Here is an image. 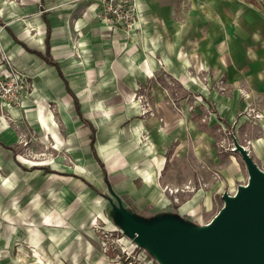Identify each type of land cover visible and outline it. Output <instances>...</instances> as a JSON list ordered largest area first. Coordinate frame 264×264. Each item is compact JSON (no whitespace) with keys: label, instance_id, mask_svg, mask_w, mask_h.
I'll return each mask as SVG.
<instances>
[{"label":"crops","instance_id":"obj_1","mask_svg":"<svg viewBox=\"0 0 264 264\" xmlns=\"http://www.w3.org/2000/svg\"><path fill=\"white\" fill-rule=\"evenodd\" d=\"M136 7V22L143 28L147 47L168 70L180 74L186 90L192 87L209 102L223 104L219 114L227 124L237 118L236 104L262 110L264 0H136ZM101 9V0H0V48L33 82V96L21 108L0 102V264L99 260L100 251L94 253V232L86 234L73 224L79 216L84 217L82 224L91 220V209L62 208L61 199L67 194L62 197L59 184L45 186L47 176L54 182L57 168L66 166L60 151L84 160H91L92 152L102 165L119 170V175L136 176L133 164L115 156L137 149L138 128L135 133L133 129L142 125L135 121L114 127L109 115H103L107 107L100 102L108 100L103 93L109 86V75H105L109 70L121 72L112 81L129 91L144 82L146 65L139 62L141 54L125 64L110 60L109 27ZM147 58L148 67L159 70L155 57ZM82 71L83 79L74 84L73 78ZM93 71L102 72L94 80L98 91L92 89ZM203 77L212 84L223 81L229 90L224 95L210 90ZM179 125L180 137L187 143L188 127ZM156 126L152 118L144 127L163 142L166 134ZM253 129L244 118L236 125L237 132ZM257 143L264 148V140ZM99 144L107 145L104 157ZM22 150L37 155L47 152L52 157L30 160ZM219 164L221 174L231 181L238 172L236 166H225L221 160ZM154 188L146 187L145 181L142 191ZM130 191L143 196L134 186Z\"/></svg>","mask_w":264,"mask_h":264},{"label":"rangeland","instance_id":"obj_2","mask_svg":"<svg viewBox=\"0 0 264 264\" xmlns=\"http://www.w3.org/2000/svg\"><path fill=\"white\" fill-rule=\"evenodd\" d=\"M11 1L20 2L5 0L7 3ZM101 10H104L103 5ZM102 11L101 14L104 13ZM108 14V20L104 22L109 27L107 39L111 50L110 60L118 59L121 64H125L132 62L134 55L138 58V54H141L139 62L146 65L144 82L138 83L134 90L129 91L118 84L114 85L112 81L118 77L120 71L103 72L109 75L110 80L103 93L108 94V100L100 102V105L107 107L103 115H109L114 127L117 124L135 121L142 125L133 129L135 133V129L138 128L135 133L137 149L128 152L127 156L122 152L116 153L115 156L116 159L125 157L133 164L136 176L132 177L125 173L119 175V170L106 163L102 165L92 152L88 156L91 160L81 158L83 162L80 163L81 159H75L67 151L62 150L59 157L66 166L57 168V174L53 177L54 182L47 176L45 186L51 188L52 185L59 184L62 197L67 194L66 198L61 199L62 208L68 210L76 206L91 209L93 213L91 220L82 224L80 219L84 220V217L79 216L73 223L75 228L79 230L82 228L86 234L89 231L94 232L92 238L95 245L94 253L98 254L100 251V256L99 260L91 264H158L112 223L109 216V198L113 199L110 186L123 199L125 206L135 213L157 216L167 210H176L192 224H207L223 206V194L225 192L234 194L238 185L245 184L248 180L247 167L241 155L234 151V136L247 147L254 161L264 170V148L257 143L264 140L261 130V124H264V106L262 110H256L252 105L236 104L237 118L234 123L227 124L219 114V108L223 104L212 100L209 102L192 87L186 90L180 83V74L168 70L165 62L152 48L147 47L142 37L143 28L136 27L137 22L129 19L120 23L115 20L113 13ZM136 28L138 29L135 35L139 34L140 37L133 35ZM148 55L155 57L159 70L154 71L148 67ZM83 72H77L72 80L74 84L78 83L77 80L83 79L81 76L84 75ZM101 73L91 72L94 91L99 90L98 83L94 80L100 78ZM204 80L206 81V78ZM212 83L208 78L205 82L206 87L222 95L229 90L223 81ZM152 118L157 120V130L166 134L163 142L144 127L145 125L147 127ZM242 118L255 129L237 132L236 125ZM181 123L188 127L187 143L179 134L178 128ZM19 153L21 150H18V156ZM25 154H28L26 157H30H25L26 159L36 161L52 157L51 153L37 155L33 150L24 151L23 156ZM220 160L225 166H236L234 170L238 172L234 173L231 181L221 174ZM26 162L29 164L30 161ZM149 172L152 175H147ZM145 181L146 187L154 185L156 188L142 191ZM133 186L142 191L143 196H135L130 191ZM86 196L91 200L85 202L83 198ZM55 264L83 263H70L66 258H62Z\"/></svg>","mask_w":264,"mask_h":264},{"label":"water","instance_id":"obj_3","mask_svg":"<svg viewBox=\"0 0 264 264\" xmlns=\"http://www.w3.org/2000/svg\"><path fill=\"white\" fill-rule=\"evenodd\" d=\"M233 145L248 180L223 194V206L207 224H192L176 210L135 213L109 185L112 223L158 264H264V170L235 136Z\"/></svg>","mask_w":264,"mask_h":264},{"label":"built area","instance_id":"obj_4","mask_svg":"<svg viewBox=\"0 0 264 264\" xmlns=\"http://www.w3.org/2000/svg\"><path fill=\"white\" fill-rule=\"evenodd\" d=\"M101 0L104 7L102 16L108 20V12L113 13L117 22L129 19L136 22V0ZM102 11V12H103ZM107 14V15H106ZM33 96V82L26 73L16 68L9 56L0 48V102L6 107H22L25 100ZM244 146V145H243ZM247 148L246 146H244Z\"/></svg>","mask_w":264,"mask_h":264},{"label":"bare ground","instance_id":"obj_5","mask_svg":"<svg viewBox=\"0 0 264 264\" xmlns=\"http://www.w3.org/2000/svg\"><path fill=\"white\" fill-rule=\"evenodd\" d=\"M136 25V27H138V22L135 24ZM107 147L106 146H104V145H100L99 146V150H100V152H101V156H105V155H107L106 153V149ZM82 158V157H81ZM81 162H82V159L80 160ZM153 169V168H152ZM154 171V170H153ZM147 175H152V173L151 172H149Z\"/></svg>","mask_w":264,"mask_h":264},{"label":"trees","instance_id":"obj_6","mask_svg":"<svg viewBox=\"0 0 264 264\" xmlns=\"http://www.w3.org/2000/svg\"><path fill=\"white\" fill-rule=\"evenodd\" d=\"M1 22V21H0ZM61 73V72H60ZM77 109H78V112L80 113V109H79V106H77ZM82 117V116H81ZM93 129V128H92ZM94 141H95V130L93 129V133H92V146L94 144Z\"/></svg>","mask_w":264,"mask_h":264}]
</instances>
